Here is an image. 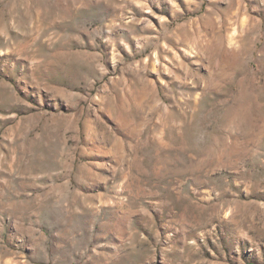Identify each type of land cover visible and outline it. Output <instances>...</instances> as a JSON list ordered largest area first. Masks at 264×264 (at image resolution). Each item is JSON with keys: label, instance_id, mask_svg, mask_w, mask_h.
I'll return each instance as SVG.
<instances>
[{"label": "rangeland", "instance_id": "obj_1", "mask_svg": "<svg viewBox=\"0 0 264 264\" xmlns=\"http://www.w3.org/2000/svg\"><path fill=\"white\" fill-rule=\"evenodd\" d=\"M0 195V264H264V0H0Z\"/></svg>", "mask_w": 264, "mask_h": 264}, {"label": "crops", "instance_id": "obj_2", "mask_svg": "<svg viewBox=\"0 0 264 264\" xmlns=\"http://www.w3.org/2000/svg\"><path fill=\"white\" fill-rule=\"evenodd\" d=\"M0 196H1L0 204H1V202H3V201H1L2 199L4 201L7 199H10L9 196L8 197H6L4 195H0ZM10 204H11L10 201H7L6 203H4V209H5V206H11L12 205V204L11 205ZM8 208H10V207H8ZM4 209H2V210L0 209V214L2 212V214L5 215ZM6 214H10V211H7ZM0 218H1V215H0ZM90 227L92 228V224H90ZM91 228H90V231H86V234H87L86 243L87 244L85 245L84 248L82 247L83 250L81 251V253L83 254V257L77 256V253L72 254V256L68 255L66 262H64V264H103V243H101V242L96 243L92 246L94 231H93V228L92 229ZM60 248H61V246L54 248V250L52 248L53 259H54L52 264H62L61 262H59V261L63 260V259L61 260V256L59 255V254H62V251H60Z\"/></svg>", "mask_w": 264, "mask_h": 264}]
</instances>
